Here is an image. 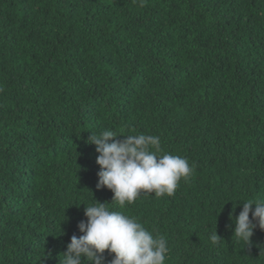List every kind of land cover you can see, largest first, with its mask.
Here are the masks:
<instances>
[{
  "label": "trees",
  "instance_id": "obj_1",
  "mask_svg": "<svg viewBox=\"0 0 264 264\" xmlns=\"http://www.w3.org/2000/svg\"><path fill=\"white\" fill-rule=\"evenodd\" d=\"M105 130L194 166L108 205L165 264H264V230L245 245L229 218L264 198V0H0V264H59L85 204L111 203L87 143Z\"/></svg>",
  "mask_w": 264,
  "mask_h": 264
},
{
  "label": "clouds",
  "instance_id": "obj_2",
  "mask_svg": "<svg viewBox=\"0 0 264 264\" xmlns=\"http://www.w3.org/2000/svg\"><path fill=\"white\" fill-rule=\"evenodd\" d=\"M119 136L123 135L105 130L91 132L88 137L87 143L94 144L98 153L96 163L100 170L96 188L106 187L113 197L111 203L94 199V203L85 204L87 220L78 224L83 235L71 237L59 264H165L168 241L124 212L109 210L108 205L123 209L142 192L154 193L156 197L171 196L181 179L188 181L194 166L182 156L161 155L159 136L133 134L116 139ZM234 212L235 207L229 214L235 225L233 236L248 245L257 227L264 230V198L243 202L238 216ZM210 240L217 244L221 237L215 231ZM105 250L112 256L110 261L105 259Z\"/></svg>",
  "mask_w": 264,
  "mask_h": 264
}]
</instances>
